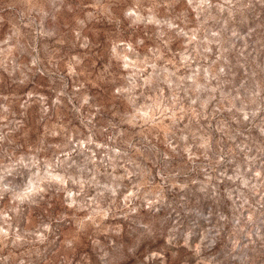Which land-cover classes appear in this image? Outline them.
<instances>
[{
  "label": "rangeland",
  "instance_id": "1",
  "mask_svg": "<svg viewBox=\"0 0 264 264\" xmlns=\"http://www.w3.org/2000/svg\"><path fill=\"white\" fill-rule=\"evenodd\" d=\"M0 264H264V0H0Z\"/></svg>",
  "mask_w": 264,
  "mask_h": 264
}]
</instances>
